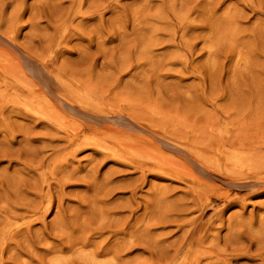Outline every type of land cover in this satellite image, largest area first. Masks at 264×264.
Here are the masks:
<instances>
[{"label": "rangeland", "instance_id": "374dc122", "mask_svg": "<svg viewBox=\"0 0 264 264\" xmlns=\"http://www.w3.org/2000/svg\"><path fill=\"white\" fill-rule=\"evenodd\" d=\"M0 264H264V0H0Z\"/></svg>", "mask_w": 264, "mask_h": 264}]
</instances>
